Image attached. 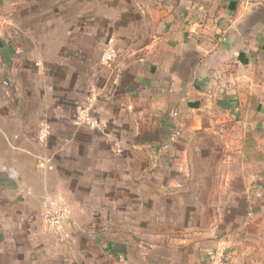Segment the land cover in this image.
Instances as JSON below:
<instances>
[{"label":"crops","instance_id":"0c3cea01","mask_svg":"<svg viewBox=\"0 0 264 264\" xmlns=\"http://www.w3.org/2000/svg\"><path fill=\"white\" fill-rule=\"evenodd\" d=\"M19 1L0 29L3 83L18 71L24 97L58 81L104 127L69 125L58 88H42L67 123L45 170L35 130L0 123L4 229L38 221L54 191L74 209L81 258L54 247L52 260L208 264L222 245L226 264H264V157L248 153L264 136V0H63L46 14Z\"/></svg>","mask_w":264,"mask_h":264},{"label":"rangeland","instance_id":"374dc122","mask_svg":"<svg viewBox=\"0 0 264 264\" xmlns=\"http://www.w3.org/2000/svg\"><path fill=\"white\" fill-rule=\"evenodd\" d=\"M28 1L30 2V4L28 5L34 4L35 6H37V9L41 11L43 9V13L45 14L50 10L51 12H53V8H59L63 10V4H62V2H64L63 0H28ZM15 2H22V1L7 0L5 2L4 0V4L2 0L0 1V29H3V24L5 25L4 23L5 17L11 20L10 21L11 24L13 25L16 24L17 20L15 19V17H17L16 15L20 13V10L17 12L15 11V6H16ZM24 4L27 5L26 3ZM95 4H96V0H87V6L89 10L93 9L95 7ZM7 10L8 12L5 13V11ZM44 23L47 25L46 21H44ZM2 75L3 74L0 72V123H5V124L7 123L8 125L11 126L13 125L17 126L18 124H20V122H23L24 125H27L32 130L34 129L35 138L33 145L36 146L42 157H48L53 168V161L51 158L53 157L52 156L53 155L52 147H54L53 138L52 141L49 143L52 133H50V136L47 139L46 143L44 145H40L37 140L38 132L40 126L44 123H47V125L50 128V132L51 130H53V126L58 124L67 125V123L64 122L59 123V121L56 122V118L52 113V110H50L47 107V95L45 94L42 88H46L45 91L50 92L52 94L54 93L55 88L59 89V90L56 89V91H58L59 93L56 94L55 102H57L56 104L61 105L60 112L64 117H66L67 119L73 117L69 125L74 127L82 126L75 124L74 120L76 118L77 111L80 110L81 108L87 107V103L84 105L82 104L84 95L80 93H76L72 101L66 100L65 98H63V94H62L64 86L58 85L57 84L58 78L57 79L54 78V80L57 81L56 83L51 84L48 81H45L42 84L37 83L36 86L30 84V87H32L34 90L25 87V90L27 91L25 93L26 95L24 97L23 96L19 97L17 95L18 94L17 91L15 90L18 89V82L20 81V76L18 71L14 78L12 77L9 78V80H11V83L6 81L7 82L6 86L3 85ZM35 94L36 96L38 95L39 98L45 97V103H43L40 100H33L32 98L33 95ZM4 105H6V113L2 112V107ZM54 135H55L54 141H56V143H59L65 140L68 136H70L69 129L66 133L63 131L56 130L53 136ZM260 139L262 141V148L258 149V151L255 148L248 149V153L251 154V157L255 158L257 154H260L259 155L260 157H264V136L263 135L259 136V140ZM260 167L264 169V166H260ZM251 168H255V166L247 167V171H250ZM44 173H49V172L46 171ZM53 192L48 193L49 196L50 194L54 195ZM41 208L43 209V205L41 206ZM42 209L40 211V215L42 214ZM5 214L6 213L4 212L0 213V220L1 218H4L3 216ZM32 222H33L32 225L28 224L27 227L13 226L11 229H10V225L12 226V223L8 225V229H4L6 223H4L3 226V224L0 222V264H67L65 257L64 258L58 257L57 261L51 259L50 254L52 250H55L54 247L61 250L62 252H66L64 256H68V253H71L75 256V258H81L79 255L81 254L80 251L81 248L79 249L78 246H71L72 247L71 248L69 246L72 240L70 241L69 244L61 246L57 244V242L51 235H47L42 232L41 224H40V216L38 221L36 216L33 217ZM7 232L9 233L8 235ZM74 237L75 235L74 232L72 231V239ZM36 242H39V244H37ZM37 245L42 246V249L37 247ZM63 248H69V249L71 248L72 250L71 249L65 250ZM32 255H34L35 257L32 258ZM99 259L101 260V258ZM74 263H75L74 260L68 262V264H74ZM104 263L110 264L106 262V260H104ZM76 264H79V262H76Z\"/></svg>","mask_w":264,"mask_h":264},{"label":"built area","instance_id":"2783aa9c","mask_svg":"<svg viewBox=\"0 0 264 264\" xmlns=\"http://www.w3.org/2000/svg\"><path fill=\"white\" fill-rule=\"evenodd\" d=\"M115 53L111 49H106L103 54L105 62L113 61ZM6 86V83H3ZM91 105L81 108L76 113L75 124L87 126L91 129L101 131L103 122L94 117L91 113ZM50 128L47 123L40 126L38 132V143L44 145L50 136ZM40 169L52 170V165L47 157L39 163ZM41 230L44 234L51 235L57 244L63 246L72 240V228L74 227V210L66 201L63 195L57 193L50 196L43 205L40 215ZM228 247L219 245L207 255L208 264H226Z\"/></svg>","mask_w":264,"mask_h":264}]
</instances>
